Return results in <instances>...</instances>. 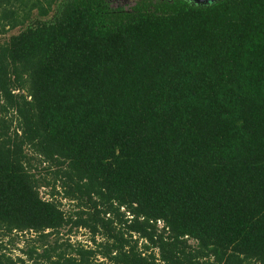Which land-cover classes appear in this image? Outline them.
<instances>
[{
    "label": "trees",
    "instance_id": "1",
    "mask_svg": "<svg viewBox=\"0 0 264 264\" xmlns=\"http://www.w3.org/2000/svg\"><path fill=\"white\" fill-rule=\"evenodd\" d=\"M0 264H264V0H0Z\"/></svg>",
    "mask_w": 264,
    "mask_h": 264
},
{
    "label": "rangeland",
    "instance_id": "2",
    "mask_svg": "<svg viewBox=\"0 0 264 264\" xmlns=\"http://www.w3.org/2000/svg\"><path fill=\"white\" fill-rule=\"evenodd\" d=\"M18 32V31H17ZM10 35H8L9 37ZM45 189L42 190V195L43 196H46V193H45ZM68 207H65V210H67ZM20 238H18L17 236L14 237V242L16 243V246L21 248L23 245L22 243L20 242H23L26 238V239H29L30 238V235L29 234H25L24 236L23 235H19ZM72 240H74V242H79L81 243L82 245L84 246H90L89 244V236L87 235V233L82 230V231H78V233L72 237ZM5 243L7 242V239L4 241ZM10 249H12V247H9ZM14 252V256L17 257V256H20V253L17 251V250H13Z\"/></svg>",
    "mask_w": 264,
    "mask_h": 264
},
{
    "label": "flooded vegetation",
    "instance_id": "3",
    "mask_svg": "<svg viewBox=\"0 0 264 264\" xmlns=\"http://www.w3.org/2000/svg\"><path fill=\"white\" fill-rule=\"evenodd\" d=\"M107 4L110 5V7L116 9V8H123L125 10H129L133 8L138 2L144 1V0H104ZM157 1V0H152ZM161 1H171V0H161Z\"/></svg>",
    "mask_w": 264,
    "mask_h": 264
},
{
    "label": "water",
    "instance_id": "4",
    "mask_svg": "<svg viewBox=\"0 0 264 264\" xmlns=\"http://www.w3.org/2000/svg\"><path fill=\"white\" fill-rule=\"evenodd\" d=\"M186 2L190 3L191 5H206V4H210V3H215L221 0H185Z\"/></svg>",
    "mask_w": 264,
    "mask_h": 264
}]
</instances>
